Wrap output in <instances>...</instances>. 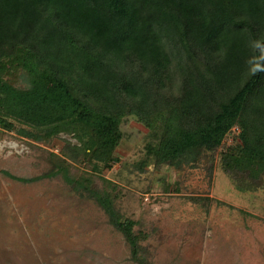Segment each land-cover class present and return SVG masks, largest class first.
Here are the masks:
<instances>
[{
	"label": "trees",
	"instance_id": "16d2710c",
	"mask_svg": "<svg viewBox=\"0 0 264 264\" xmlns=\"http://www.w3.org/2000/svg\"><path fill=\"white\" fill-rule=\"evenodd\" d=\"M127 116L150 129L148 155L177 167L215 154L238 127L224 170L264 174V0H0V127L77 140L51 152L41 176L1 172L23 183L61 176L151 264L149 233L120 214L117 186L99 176Z\"/></svg>",
	"mask_w": 264,
	"mask_h": 264
},
{
	"label": "rangeland",
	"instance_id": "374dc122",
	"mask_svg": "<svg viewBox=\"0 0 264 264\" xmlns=\"http://www.w3.org/2000/svg\"><path fill=\"white\" fill-rule=\"evenodd\" d=\"M120 126L112 165L99 176L117 186L120 214L149 233L151 264H264V174L228 173L221 159L238 143V127L215 154L177 167L148 155L150 129L135 116ZM67 140L77 144L63 133L42 143L0 127V264H141L92 196L61 176L23 183L1 172L41 176Z\"/></svg>",
	"mask_w": 264,
	"mask_h": 264
}]
</instances>
